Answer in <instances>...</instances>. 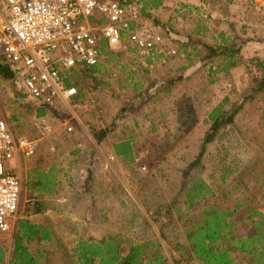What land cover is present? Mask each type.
<instances>
[{"label":"rangeland","instance_id":"1","mask_svg":"<svg viewBox=\"0 0 264 264\" xmlns=\"http://www.w3.org/2000/svg\"><path fill=\"white\" fill-rule=\"evenodd\" d=\"M146 1L149 0H142L143 7L137 8V26L143 30H155L158 25L159 30L155 31L162 34L166 43L173 45L176 50V55L171 59L176 61L178 67L151 68L145 65L147 57L138 54L124 40L122 46L111 50V57L102 54L96 70L84 75L81 86L83 97L75 102L76 106L57 105L55 112H49L46 118L36 116L38 103L23 97L24 92L13 80L0 78V110L9 130L15 137L38 142L35 154L30 158H40L42 162L48 158H117L110 144L98 143L100 133L115 130L110 135L117 139L120 134H132L133 131L129 129L133 128L134 123L138 125L141 122L143 128L142 141L136 148V157L142 158L141 180L137 177L135 180L129 179L130 185L126 188L117 184V181L111 182L112 188L118 193L116 207L113 202L106 203V196L101 194L95 196V200L92 196L80 193L65 196L72 208H78V214L83 213L82 210L85 213L88 207L95 210L89 221L93 235L85 237L87 235L83 228L77 234L66 227L59 228L61 236L56 237L55 242L40 246L41 250L46 249V264H75L77 259L74 258L73 249L78 236L80 240L93 241L106 237H119L122 241L151 240L162 249L169 264H202L192 253L186 230L202 219L207 208L215 207L233 212L228 221L232 223L234 233L240 237L252 230V226L245 223L246 213H251L253 207L255 211L264 212V158H253L251 152L259 146L264 148V129H261V141V138L254 137L258 132L250 126L255 122L264 123V87L259 90L257 88L258 80H264L261 67L253 61L255 59L247 60V64L237 74V77L244 79L245 72L248 77L246 85L250 81L251 91L256 94L249 102L246 99L243 101L246 114L239 120L245 139L246 132L249 133L248 146L239 140L235 141L232 137L233 129L226 127L216 137V144L209 145L204 157L193 166L202 143L200 133L194 131L189 138H185V131H177L173 127L182 123L185 116L179 114L181 109L176 110L164 91L168 85L166 78L174 73L173 69L176 70V75L173 76H178L180 69L186 64L194 65L201 63L198 62L200 59L207 60L209 52L194 39L191 43L195 46L194 50H181L177 44H182V41L171 37L169 28L173 27L179 33L178 37H184L182 34L194 35L196 25L201 24V27L206 20L202 22L204 13L202 19L195 11L197 7L181 0H162L166 7L158 10L151 9ZM218 1L217 5L222 8V0ZM239 28L235 24L234 30ZM258 31L255 34H259ZM221 59L218 57L215 60L217 63L212 62V65L208 62L204 68L198 67L202 78L214 83L208 84L205 90L211 98L218 94L224 97L230 91L244 90L247 87L243 89L240 83L234 85L236 76L223 72L226 66ZM229 76L233 84L230 83ZM211 102L212 100L206 102V111ZM225 102L224 99L221 102L222 109ZM41 119L49 122L55 132L46 133ZM155 123L166 129H160L157 136L150 139L149 132L144 127L149 128V124ZM64 124L72 125L76 134L65 135L61 129ZM247 125L250 130H245ZM120 128H125V131H119ZM205 132H202L203 136ZM77 141L83 142L84 147H78ZM236 154L243 157L237 158ZM157 166L160 168L156 169ZM18 172L22 177L23 193L27 185L25 174L21 173L20 168ZM188 194H198L192 204L187 203ZM37 199L39 197L32 198L35 204ZM108 207L116 209L110 211L112 217L102 219V210ZM26 210L30 212V209ZM133 216L135 217L131 220ZM60 223L65 224L66 221L60 220ZM11 233L7 236L9 239L0 240V248L8 255L12 252L10 239L14 235ZM122 245L127 247V243ZM229 250L237 264L249 263L250 260L245 259L243 254L232 248Z\"/></svg>","mask_w":264,"mask_h":264},{"label":"crops","instance_id":"2","mask_svg":"<svg viewBox=\"0 0 264 264\" xmlns=\"http://www.w3.org/2000/svg\"><path fill=\"white\" fill-rule=\"evenodd\" d=\"M149 1L159 3L156 8L150 7L153 10L166 7L162 0ZM181 1L187 5L192 4L197 7L195 11L201 15V18L204 13L203 17L205 18H202V22L206 20L204 22L205 24L201 27V24L196 25L197 30L194 35L182 34L184 37H178L177 35H179V33L176 32L173 27L169 28L170 36L182 41V44H177L181 50L191 48L194 50L195 46L191 45L192 39H194L195 42L199 41V46H202L207 51L209 50L208 47L214 48L217 51L223 48H228L233 44H238L239 49V53L236 56L231 55L230 57H227L214 55L213 57H208L207 60H198V62L201 63H195L194 65L186 64L180 69V75L177 74L178 76L175 77L173 74L176 73V70L173 69L174 73H170L171 76L166 78L168 85L164 91L166 92L165 96L171 99V104L176 106V110L181 109L179 114L185 116L182 119V123L176 124V126L173 127L176 128L177 131H185V138H189L191 132L197 131L200 133L199 136L201 140L203 137L202 132H205L209 127L208 117L216 114L222 100H232L236 95L238 97L243 90L237 88L238 90L230 91L229 94L224 97L219 94L212 96V98L207 96L208 92H205L208 87L207 85H214V83L211 80L206 82L205 78H202L199 74L198 67L201 66L204 68L208 62L209 65H212V62L217 63L215 60H218V57L222 58L221 60L225 61L222 63L226 66L225 70L223 68V72L225 74H231L234 77L236 76L234 78V85L240 83V87H243V89L247 86L248 77L245 72L243 73L245 80L237 77V74H239L241 68L243 69V66L247 64V60L254 58L264 59V0H222V8L217 5L219 3L218 0ZM235 24L240 26L237 31L234 30ZM155 27V30H159L158 25ZM257 30H259V34H255V31ZM172 34H175V36ZM168 46L171 49H175L171 44H168ZM155 57L156 60L154 62L147 58L145 65L150 66L151 68L154 66L173 68L177 65L176 61L171 59L174 56L163 57V55L158 54ZM239 60L242 63H239ZM230 64H234V66L231 67L234 69L228 67ZM176 67H178V65ZM230 83L233 84V81ZM180 85L182 86L178 87ZM213 85L211 86L213 87ZM159 95H161L160 92ZM209 100H212V104L209 106L207 112L206 102ZM188 111H191V113L189 114ZM245 114L246 105L241 113L235 117L233 125H230L229 128H232L234 131L232 137L235 141L239 140L248 146L249 133L246 132L247 143L241 133L242 130L240 129L241 126L239 124L240 117ZM195 115H197V117H194ZM250 126H252L254 131L258 132L254 137L261 138V141H263L261 129H264V123L255 122ZM173 127L171 129L175 130ZM163 128V126H159L156 123L153 125L149 124V128L144 127L145 131L149 132L150 139H153L154 136L156 137L159 130ZM61 129L67 136L76 134V132L72 134L66 133L64 127ZM129 130H132L133 133L128 135L120 134V138L117 139L111 138L113 135H108L104 140L105 144H110L112 147L116 145H129L131 147V154L124 157L48 158V161L46 160L44 162H42L40 158H16L14 160L13 166L15 172L21 180L22 177L18 172V168H20L21 173L25 174V182L27 185L24 188L23 193L21 190L19 212L11 225L10 232L14 235L12 237L13 239H10L12 249L11 255L6 254L3 248H0V264L11 263L13 252L17 246V239L23 235L19 233L20 223H27L31 227L37 228L41 233V236L29 239L24 236L21 241L22 246L28 250L34 260L38 261L39 264H46L45 260L47 259L45 257L46 253L44 252L46 249L41 250L40 246H47L55 242V238L61 236L58 231L59 228L66 227L69 231L74 230L73 233L76 234L79 233L80 228H83L87 235L85 237L93 235L91 233L92 224H90L89 221L92 219V213L95 210L88 207V209L85 210V213L84 210H82L83 213L78 214V208H72V204L65 199V196L71 195L72 193H80V195L87 194L92 196L95 200V196L101 194L106 196V203L113 202L115 205L116 195H118V193L112 188L111 182L114 183L117 181V184H122L121 186L126 188L130 185L129 179L135 180L137 177L138 180H141L143 170L141 167L142 158L136 157V148L140 145L143 138L141 122L138 125L134 123L133 128ZM245 130H250L248 125ZM119 131H125V128H120ZM144 137L146 138L147 134H145ZM216 140L214 141V144H216ZM197 144H200V142ZM77 146L83 148L84 143L77 141ZM251 152L253 158H264V148L260 146L252 149ZM236 156L237 158L243 157L238 154H236ZM159 168L160 166H157L156 169ZM34 196L39 197V199L36 200L37 204L32 200ZM114 207H116V205ZM26 208L30 209V212L27 211ZM38 209L39 211H37ZM115 209L116 208L113 209L110 207L103 209V214H101L102 219L105 217H108V219L112 217L110 211H115ZM60 220H65L66 223L61 224ZM7 236L5 237V240L8 238ZM76 240L77 242L80 241V236H78Z\"/></svg>","mask_w":264,"mask_h":264},{"label":"built area","instance_id":"3","mask_svg":"<svg viewBox=\"0 0 264 264\" xmlns=\"http://www.w3.org/2000/svg\"><path fill=\"white\" fill-rule=\"evenodd\" d=\"M142 0H0V65L33 102L56 109L76 106L77 91L69 85L71 71L99 64L102 47L113 50L124 40L152 62L172 57L163 35L137 26ZM42 120V119H41ZM46 133L52 125L42 120ZM66 133L74 127L64 124ZM38 142L15 137L0 110V240L19 212L22 184L14 170L16 158L35 154Z\"/></svg>","mask_w":264,"mask_h":264},{"label":"trees","instance_id":"4","mask_svg":"<svg viewBox=\"0 0 264 264\" xmlns=\"http://www.w3.org/2000/svg\"><path fill=\"white\" fill-rule=\"evenodd\" d=\"M145 3L154 8L159 5V3L155 1H147ZM147 5L145 6L144 4V7H147ZM141 7H143V4H141ZM208 48L209 58L214 55L230 57L231 55L236 56L239 53L238 44H233L228 48L217 51L214 48ZM102 54L108 57L113 55L111 50L105 47H102ZM253 61L261 67L260 70L264 74V59L256 58ZM238 62L242 63L240 60ZM96 66L89 67L80 65L71 71L69 85L74 87L77 91L75 102H79L83 97V89L81 87L82 78L85 74H91V72L96 70ZM233 66L234 64L228 65L230 68ZM0 78L14 81L12 73L4 64L0 65ZM229 80L232 81L230 76ZM249 85L250 81L246 89H244L238 97L236 95L232 100H225L226 105L223 109L220 106L216 114L208 117L209 127L204 133L200 150L196 157L197 159L192 164L193 166L204 157L208 146L214 143L219 132L233 125L235 117L241 113L245 106V102L243 101L246 99L249 102L250 99L255 97L254 95L256 94L251 91ZM260 87H264V80H258V90ZM22 95L26 97L24 93H22ZM49 112H55L54 108L38 104L37 117L46 118ZM114 132L115 130L111 133L105 131L101 132L98 143L103 145L105 138ZM113 149L114 154L117 156L124 157L131 154V147L127 144L116 145ZM196 197H198V194H193V196L188 194L187 203L191 202L192 204ZM255 210L256 209L253 207L251 213L249 211L245 216V223L252 226V230H249L247 235L240 237L234 233L232 230V223L228 221V218L233 212H226L223 209L215 207L207 208L202 214V219L186 230L194 257L202 264H237L229 250L232 248L238 253L243 254L245 259L250 260L248 264H264V212L259 209L260 212ZM37 211H39V209ZM134 217L135 216H133L131 220H133ZM147 225L146 223V226ZM19 230V233L23 235L17 239V246L13 252L10 264H39L38 261L34 260L28 250L22 246L21 241L24 236L29 239L41 236V233L37 228L31 227L27 223H20ZM123 243H127V247H123ZM73 252L74 258L77 259L75 264H169L163 255L162 249L151 240L122 241L119 237H106L99 241L80 240L76 243Z\"/></svg>","mask_w":264,"mask_h":264}]
</instances>
